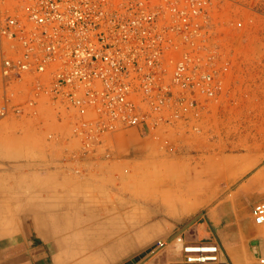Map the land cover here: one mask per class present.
<instances>
[{
  "label": "rangeland",
  "instance_id": "rangeland-1",
  "mask_svg": "<svg viewBox=\"0 0 264 264\" xmlns=\"http://www.w3.org/2000/svg\"><path fill=\"white\" fill-rule=\"evenodd\" d=\"M219 1L209 50L224 90L188 126L118 131L96 158L79 161L68 119L51 108L35 123L4 120L0 170L18 167L16 195L31 202L0 205V235L21 241L31 229L36 244L52 246V264H141L161 255L167 264L174 251L153 258L157 241L195 234L223 213L243 226L252 219V190L243 186L264 170V0ZM6 177L1 196L14 190ZM27 213L38 220H22Z\"/></svg>",
  "mask_w": 264,
  "mask_h": 264
},
{
  "label": "built area",
  "instance_id": "built-area-1",
  "mask_svg": "<svg viewBox=\"0 0 264 264\" xmlns=\"http://www.w3.org/2000/svg\"><path fill=\"white\" fill-rule=\"evenodd\" d=\"M218 2L0 0V121L35 123L51 108L68 119L79 161L118 131L188 126L224 90L209 50ZM252 218L264 225V201ZM168 247L167 264H229L218 241L194 233L159 240L153 252Z\"/></svg>",
  "mask_w": 264,
  "mask_h": 264
},
{
  "label": "crops",
  "instance_id": "crops-1",
  "mask_svg": "<svg viewBox=\"0 0 264 264\" xmlns=\"http://www.w3.org/2000/svg\"><path fill=\"white\" fill-rule=\"evenodd\" d=\"M4 120L0 121V126L4 125ZM8 174H10L12 179L8 187L14 190L11 196L0 195V205L17 206L19 204H29L31 201L28 197L24 200L23 197L20 198L16 195L19 188L17 180L18 167L10 165L8 168L0 170V177L7 178L8 176L6 177V175ZM243 190H252V192H249L252 206L263 201L264 170L255 173L244 184ZM14 212L12 220L17 223L20 220V216L16 207ZM21 219L25 221L38 220L34 214L28 213ZM201 234L203 241H218L220 243L229 259V264H264L262 263V260H264V226L259 227L256 225L253 218L243 226L237 217L226 220V213H223L220 214L218 220L210 219L207 223L199 224L194 235L201 240ZM39 235L41 236V233ZM0 236V264H52L51 259L53 260L54 258L52 257V246L48 243L36 244L37 239H40V237L34 236V232L31 229H27L24 239L21 241L18 234L11 235V237L3 234ZM166 257L161 255L157 260H148L141 264H165Z\"/></svg>",
  "mask_w": 264,
  "mask_h": 264
},
{
  "label": "bare ground",
  "instance_id": "bare-ground-1",
  "mask_svg": "<svg viewBox=\"0 0 264 264\" xmlns=\"http://www.w3.org/2000/svg\"><path fill=\"white\" fill-rule=\"evenodd\" d=\"M209 177H210V176H209ZM143 197H145V198H151V199H152V198H155V197L152 196V194H149V193H148V194H145ZM28 214H29V213H28ZM153 253H154V254H153ZM153 253H152L153 255L156 254L155 252H153ZM262 263H264V260H262Z\"/></svg>",
  "mask_w": 264,
  "mask_h": 264
},
{
  "label": "water",
  "instance_id": "water-1",
  "mask_svg": "<svg viewBox=\"0 0 264 264\" xmlns=\"http://www.w3.org/2000/svg\"><path fill=\"white\" fill-rule=\"evenodd\" d=\"M136 260H134L133 262H135ZM133 262H129V263H127V264H132Z\"/></svg>",
  "mask_w": 264,
  "mask_h": 264
}]
</instances>
